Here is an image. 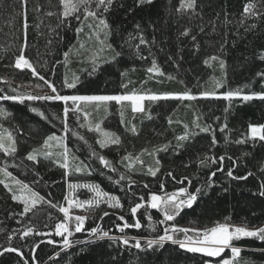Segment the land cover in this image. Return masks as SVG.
<instances>
[{
    "label": "trees",
    "instance_id": "16d2710c",
    "mask_svg": "<svg viewBox=\"0 0 264 264\" xmlns=\"http://www.w3.org/2000/svg\"><path fill=\"white\" fill-rule=\"evenodd\" d=\"M183 1L0 0V264H219L188 246L220 227L264 264V0ZM87 95L156 98L62 100ZM77 181L122 207L73 212L67 248Z\"/></svg>",
    "mask_w": 264,
    "mask_h": 264
},
{
    "label": "rangeland",
    "instance_id": "374dc122",
    "mask_svg": "<svg viewBox=\"0 0 264 264\" xmlns=\"http://www.w3.org/2000/svg\"><path fill=\"white\" fill-rule=\"evenodd\" d=\"M183 3L186 6H189L191 3V0H184ZM171 96H163L162 98H167ZM148 98H156V96L149 97L147 95L146 96H143V95H121V96H118V95H87V96H81V97H76V98L64 97L62 100L63 101H78V102H105V101H113V100L130 101L133 105L134 110H140L143 107V102ZM157 98H161V96H158ZM254 134L260 135L259 131L257 130H254ZM50 140H54V141L49 142L47 146L52 147V148L61 147L66 156V144L64 143V141L58 136H53L51 137ZM0 145L7 151L14 150L15 141H14V137L12 136V134L9 132L5 134L4 133L0 134ZM9 184H11L13 187L19 188V198L24 200V202L27 205L28 210L33 208L37 204H39L40 201L37 198V196L27 187L20 184L17 180H14L13 182L11 181ZM152 199H153V203L156 205L159 204L160 206L164 204L163 199L158 195H153ZM70 226H71V223H70ZM242 234H243V231H241L239 228L234 233H232L230 232L228 227H220L218 229H215L207 233L198 242H195V244L189 245L188 248L192 251L199 252L201 254H204L212 258L220 257L223 254L224 250L229 248L232 256L224 258L223 260L220 261L219 264H231L233 258L238 254L239 248L228 246L229 240L233 238V236H239V235L242 236ZM64 246H66L67 248H70L72 246V243L69 244L68 246L67 245H64ZM207 264H216V263L208 262Z\"/></svg>",
    "mask_w": 264,
    "mask_h": 264
},
{
    "label": "built area",
    "instance_id": "2783aa9c",
    "mask_svg": "<svg viewBox=\"0 0 264 264\" xmlns=\"http://www.w3.org/2000/svg\"><path fill=\"white\" fill-rule=\"evenodd\" d=\"M65 209L63 211L65 219L62 220L52 231L46 234L48 237L57 235L63 241L70 239V215L73 211H85L91 208L106 206L114 210L120 209L121 202L117 195L106 191L98 183L88 181L71 182L66 194ZM165 226V222H162ZM167 230V228H166ZM170 229L168 228V231ZM69 243V242H68Z\"/></svg>",
    "mask_w": 264,
    "mask_h": 264
},
{
    "label": "bare ground",
    "instance_id": "6f19581e",
    "mask_svg": "<svg viewBox=\"0 0 264 264\" xmlns=\"http://www.w3.org/2000/svg\"><path fill=\"white\" fill-rule=\"evenodd\" d=\"M71 223V222H70ZM162 224V223H161ZM168 228L170 229L169 231H168ZM52 231V230H51ZM167 231L168 232H171L172 231V227L171 226H168L167 227ZM44 236H46V235H44ZM55 240H61L62 241V238H60V237H58L57 235H55V236H53V237H49V240L48 241H50V242H53V241H55ZM70 244L72 243L71 242V237H70V239H69V241H68ZM63 245H65V244H63ZM68 246V245H67Z\"/></svg>",
    "mask_w": 264,
    "mask_h": 264
}]
</instances>
